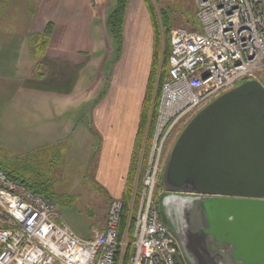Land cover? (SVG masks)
Returning a JSON list of instances; mask_svg holds the SVG:
<instances>
[{"label": "built area", "instance_id": "1", "mask_svg": "<svg viewBox=\"0 0 264 264\" xmlns=\"http://www.w3.org/2000/svg\"><path fill=\"white\" fill-rule=\"evenodd\" d=\"M192 1L195 27L169 33L168 71L130 241L127 233L119 238L121 199L110 203L102 230L81 238L52 201L0 170V264H117L128 245L127 264H178L157 202L164 147L198 111L264 70V0Z\"/></svg>", "mask_w": 264, "mask_h": 264}, {"label": "crops", "instance_id": "2", "mask_svg": "<svg viewBox=\"0 0 264 264\" xmlns=\"http://www.w3.org/2000/svg\"><path fill=\"white\" fill-rule=\"evenodd\" d=\"M16 2L11 1L9 12L0 7V90L7 89L9 109L22 108L28 115L41 113L49 99L68 101L77 90V70L91 58L102 66L111 58L103 81L109 90L102 92L94 110L93 123L103 136L96 179L103 181L110 200L121 199L152 65L153 23L145 2L128 0L118 43L105 23L118 0L98 6L92 0H28L23 7ZM49 25L50 38L38 56L29 39L41 36Z\"/></svg>", "mask_w": 264, "mask_h": 264}, {"label": "water", "instance_id": "3", "mask_svg": "<svg viewBox=\"0 0 264 264\" xmlns=\"http://www.w3.org/2000/svg\"><path fill=\"white\" fill-rule=\"evenodd\" d=\"M160 183L161 218L187 264H264V86L243 82L198 111Z\"/></svg>", "mask_w": 264, "mask_h": 264}, {"label": "rangeland", "instance_id": "4", "mask_svg": "<svg viewBox=\"0 0 264 264\" xmlns=\"http://www.w3.org/2000/svg\"><path fill=\"white\" fill-rule=\"evenodd\" d=\"M11 1L0 0L1 9L9 12ZM27 1L17 0L15 5L23 7ZM143 1L158 23L162 46L173 28L193 29L191 26L196 24L192 0ZM111 2L113 4L116 0ZM165 18L168 21L167 27H163ZM108 44L109 57H112L111 39ZM101 54L103 56L104 53H98ZM91 59L77 70V80L73 77V83L74 80L78 82L77 90L74 87L70 101L49 99L50 102L41 113L33 111L32 114L28 112V115H25L22 108L9 109L10 97L7 95V89L0 90V163L8 165L11 171L24 167L28 168V173L29 168L41 173L44 176L42 178L51 183L55 193L51 200L63 220L81 238H91L103 229L109 205L113 201L107 197L103 181L101 183L96 179L103 136L93 123L94 110L102 98L100 96H103V91L109 90V84L103 81L110 70L111 58L104 62L103 66L101 61L94 63ZM37 71L40 72V68ZM159 76L157 73L154 94L158 90L157 87H160ZM256 79L264 86V70L257 74ZM185 125L186 123L171 134L164 147L162 172L172 146ZM153 130L154 127L151 130L146 129L143 136L139 155V166H142L143 162V171L149 157ZM161 175L162 173L158 180L157 193L163 195ZM140 185L142 186V177L136 179L128 200L129 214L133 212ZM127 229L125 228L123 236L128 234L130 241ZM117 264H121V258Z\"/></svg>", "mask_w": 264, "mask_h": 264}, {"label": "trees", "instance_id": "5", "mask_svg": "<svg viewBox=\"0 0 264 264\" xmlns=\"http://www.w3.org/2000/svg\"><path fill=\"white\" fill-rule=\"evenodd\" d=\"M127 3L128 0H118L117 7L106 18L105 23L109 37H111L117 43L120 42L121 39L123 22L127 9ZM151 18L153 23V34H154L152 65L147 83V88L144 95V100L141 106L138 130L135 138V144L130 161L129 171L125 179L124 193L121 198L122 211L119 221V238L122 237L125 228H128L129 237H131L134 231V223L138 208V200L142 189L141 185L138 192L136 193L137 200L135 202V206L131 214H129L128 211V200L130 198L131 193L133 192V187L136 179L142 177L143 180L145 169L147 166L146 165L144 167L145 168L144 171H143V162H142V166H139V160H140L139 155L141 151L143 136L146 129L151 130L155 124V119H156V114L160 99L159 86L157 87L158 88L157 92H155L154 94V87L156 85L157 73H159L160 75L159 76L160 79L158 83L161 86V83L166 78L168 71V56H169V48H170L169 37L167 38V40L165 39V43L162 46L158 23L154 20L152 14H151ZM167 26H168V21L165 18L163 20V27H167ZM50 35H51V26L49 25L41 36L30 37L29 44L31 47H33V52L36 55L40 56L44 53ZM0 170H2L12 180L18 181L26 185L35 194L40 195L45 199L52 201L51 199L53 198V196H55V193L52 190L51 183L44 180L42 178L44 176L41 173H37L34 170H31L30 168H29L30 173H28L27 171L28 168H24V167H18L17 169L11 171L8 165L4 166L2 163H0ZM157 202H159V199L157 200ZM131 252H132V248L131 246H129L123 252H121L119 256H117L116 260L118 261L119 258H121V264H127Z\"/></svg>", "mask_w": 264, "mask_h": 264}, {"label": "flooded vegetation", "instance_id": "6", "mask_svg": "<svg viewBox=\"0 0 264 264\" xmlns=\"http://www.w3.org/2000/svg\"><path fill=\"white\" fill-rule=\"evenodd\" d=\"M184 196H193V197H196V196H199V195L185 194ZM201 197H203V196H201ZM175 244H176V248H177L176 250H177V260H178V264H187L186 261H185V259L183 258V255H182V253H181V251L179 249V246H178V244H177L176 241H175ZM212 248H213V246H212ZM223 248H226V246L223 245Z\"/></svg>", "mask_w": 264, "mask_h": 264}]
</instances>
